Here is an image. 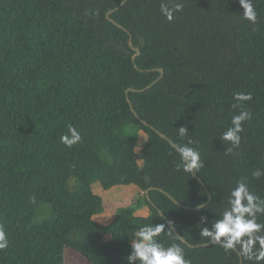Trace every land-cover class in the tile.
Here are the masks:
<instances>
[{
    "label": "trees",
    "instance_id": "trees-1",
    "mask_svg": "<svg viewBox=\"0 0 264 264\" xmlns=\"http://www.w3.org/2000/svg\"><path fill=\"white\" fill-rule=\"evenodd\" d=\"M123 1L0 0V226L9 241L0 264H65L67 249L87 264H128L134 233L159 224L158 242L180 244L190 264L241 262L237 251L198 246L210 244L201 231L228 207L238 181L264 198V175L252 177L264 174V0H253L255 24L239 0H128L111 16L121 29L107 13ZM176 2L183 10L168 22L161 3ZM129 34L141 51L135 64ZM157 69L159 83L129 95L138 119L127 90L152 85ZM235 93L253 97L238 147L222 139L240 111ZM69 126L82 136L71 148L60 142ZM152 127L200 152L199 179L177 170V151ZM141 131L148 140L139 155ZM96 183L140 192L102 225ZM42 204L47 216L36 221ZM156 207L194 247L174 238ZM146 208L147 217L137 215Z\"/></svg>",
    "mask_w": 264,
    "mask_h": 264
},
{
    "label": "clouds",
    "instance_id": "clouds-1",
    "mask_svg": "<svg viewBox=\"0 0 264 264\" xmlns=\"http://www.w3.org/2000/svg\"><path fill=\"white\" fill-rule=\"evenodd\" d=\"M243 9L244 20L255 24L258 14L253 0H239ZM183 10V4L174 3L171 7L167 3H161V14L168 22H173L175 14ZM233 109H240L238 114L233 115L231 126L223 133L222 139L234 147L241 143L240 133L243 132V124L250 116L249 112L243 110V106L253 99L251 94L235 93L233 97ZM180 137L187 135L185 128L178 129ZM82 141L80 132L69 126L67 132L60 137V142L71 148ZM192 143L189 141V144ZM175 150L179 155L177 170L181 168L185 173L195 175L202 167L200 152L193 147L177 144ZM260 171L252 172L254 179L262 177ZM228 207L223 211L211 227H204L201 231L202 239L213 245H220L224 252H236L242 258L241 264H264V223H258L257 217L264 216V198L253 194L249 190L245 180L237 182L228 197ZM200 207H205L201 204ZM165 231V225H145L134 233L136 240L132 243V254L127 257L128 264H190L185 258L184 247L180 244H171L165 247L158 242ZM167 235L171 236V233ZM182 240L181 237H174ZM183 242V241H182ZM9 241L2 226H0V251L7 249Z\"/></svg>",
    "mask_w": 264,
    "mask_h": 264
},
{
    "label": "rangeland",
    "instance_id": "rangeland-1",
    "mask_svg": "<svg viewBox=\"0 0 264 264\" xmlns=\"http://www.w3.org/2000/svg\"><path fill=\"white\" fill-rule=\"evenodd\" d=\"M148 140L147 135L141 131L139 134L137 153L141 154V149L146 145ZM142 164V161H139ZM71 187L74 189L77 186L75 179L70 182ZM93 192L99 195L105 204V210L102 215L106 213L116 216V212L121 207H128L131 205L132 200L138 195L140 189L137 186H116L109 191L103 189L100 183H96L92 186ZM44 208H48L47 204H42L39 208V212L36 216V221H43L46 218V214L42 213ZM109 211V212H108ZM98 223L103 224V218L96 216L94 218ZM108 225V224H107ZM65 264H87L86 259L74 250L67 249L65 252Z\"/></svg>",
    "mask_w": 264,
    "mask_h": 264
},
{
    "label": "water",
    "instance_id": "water-1",
    "mask_svg": "<svg viewBox=\"0 0 264 264\" xmlns=\"http://www.w3.org/2000/svg\"><path fill=\"white\" fill-rule=\"evenodd\" d=\"M127 2H128V0L123 1V2H122V3H121L116 9H114V10H112V11H109V12L107 13V19H108L109 21H111L112 23H114L116 26H118V27L121 28V29H124V28H123L121 25L117 24L114 20H112V19H111V16H112L115 12L119 11L123 6H125V4H126ZM129 35H130L129 46H130V48H131L132 50H134V51L136 52L135 55H134L133 58H132V60H133V62H134V64H135L137 58L141 55V51H140V49H139L138 47H134V45H133V36H132L131 34H129ZM143 45H145L144 42H143ZM119 48H120L121 50H123L126 54H128V55L130 54V51H129L126 47H124V46H120ZM135 66H136V68H137V65H135ZM156 71H159V72L161 73V76L159 77V79H158L157 81H155V82H154L152 85H150L149 87H147V88H145V89H143V90H134V89H128V90H127V99H128V102H129V104H130V106H131L132 111L135 113V115H136V117H137L138 119H140V117H139V115L135 112L134 106H133V104H132V102H131V99H130L129 95H130L131 92H145V91H147V90L153 88L157 83H159V82L162 80V78L164 77V74H165V73H164V71H163L162 69H157ZM152 129H153L156 133H158L163 139H165V140H167L169 143H171V145L175 148L176 144L173 143V142L171 141V139H169L165 134L159 132V131L156 130L154 127H152ZM194 177L197 178V179H199L198 176H197L196 174L194 175ZM199 181L205 186L207 192L209 193V191H208L206 185H205L201 180H199ZM162 192H163L164 194H166L168 197H170V198H171L176 204H178V203L174 200V198H172L169 194H167V193L164 192V191H162ZM149 193H150V190L147 191V196H148V197H149ZM210 201H211V197H210V200L208 201L207 204H209ZM200 208H202V207H199V209H200ZM156 210L161 214V216H162L164 219L167 220L166 216L163 214V212H162L159 208L156 207ZM167 223H168V225L174 230V232L176 233V235H177L178 237H181L180 234L176 231V229L174 228V226L172 225V223H171L169 220H167ZM181 238H182V237H181ZM182 241H183V243L189 245L190 247H194V246L190 245V244H189L184 238H182ZM210 245H213V244H211V243H210V244H202V245H199L198 247H205V246H210ZM237 252H238V250H237ZM241 260H242V258H241ZM240 264H241V262H240Z\"/></svg>",
    "mask_w": 264,
    "mask_h": 264
},
{
    "label": "crops",
    "instance_id": "crops-1",
    "mask_svg": "<svg viewBox=\"0 0 264 264\" xmlns=\"http://www.w3.org/2000/svg\"><path fill=\"white\" fill-rule=\"evenodd\" d=\"M148 214H149V209L148 208L143 209V210H141V211H139L137 213L138 216H142V217H147ZM113 215H110V214L106 213L105 215H102V214L98 215V217L99 218H103V224L101 223L102 225H107V224L111 223L115 219V216H113Z\"/></svg>",
    "mask_w": 264,
    "mask_h": 264
},
{
    "label": "bare ground",
    "instance_id": "bare-ground-1",
    "mask_svg": "<svg viewBox=\"0 0 264 264\" xmlns=\"http://www.w3.org/2000/svg\"><path fill=\"white\" fill-rule=\"evenodd\" d=\"M164 71V70H163Z\"/></svg>",
    "mask_w": 264,
    "mask_h": 264
}]
</instances>
